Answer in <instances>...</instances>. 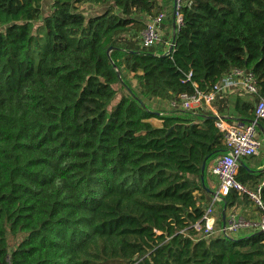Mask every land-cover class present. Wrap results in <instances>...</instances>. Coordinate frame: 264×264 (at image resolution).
<instances>
[{
  "label": "trees",
  "instance_id": "obj_1",
  "mask_svg": "<svg viewBox=\"0 0 264 264\" xmlns=\"http://www.w3.org/2000/svg\"><path fill=\"white\" fill-rule=\"evenodd\" d=\"M42 2L0 0V264H264L263 231L194 228L211 198L207 167L226 148L211 111L176 103L244 68L254 97L233 113L223 97L214 106L254 119L264 0H183L154 46L139 44L138 14L162 12L158 0H52L44 15ZM86 2L104 9L86 14ZM153 98L175 104L155 110ZM236 179H263L264 202V171L240 164ZM250 201L230 190L220 210Z\"/></svg>",
  "mask_w": 264,
  "mask_h": 264
},
{
  "label": "built area",
  "instance_id": "obj_2",
  "mask_svg": "<svg viewBox=\"0 0 264 264\" xmlns=\"http://www.w3.org/2000/svg\"><path fill=\"white\" fill-rule=\"evenodd\" d=\"M182 2L183 0H174L172 14L177 25L181 21ZM163 17L162 11L145 22L144 28L140 31V45L154 46L160 41L162 36L159 25ZM255 93L253 73L250 70L235 67L224 73L207 91L181 92L178 95L176 103L179 107L193 112L198 109L212 112L214 122L222 132L226 148L225 152L211 160L208 169L215 177V184L211 187V198L204 206L200 221L194 223V228L201 231L205 237L218 234L234 236L241 230H246V233L264 232V202L261 199L263 181L255 187H248L236 179L240 159L259 154L264 145V134L254 121H230L218 113L214 106L217 98L225 99L230 94L241 98H252ZM173 104L175 102H171V105ZM253 114L254 119L264 120V97L254 100ZM230 190H235L252 199L261 210L260 215L257 218H248L234 208H224V221L222 222L221 210H219L220 201Z\"/></svg>",
  "mask_w": 264,
  "mask_h": 264
},
{
  "label": "crops",
  "instance_id": "obj_3",
  "mask_svg": "<svg viewBox=\"0 0 264 264\" xmlns=\"http://www.w3.org/2000/svg\"><path fill=\"white\" fill-rule=\"evenodd\" d=\"M158 3L162 4L163 13H164V17H163V19L159 25L161 36L167 37V39H168V36L172 33L173 28H174V25H173L174 18H173V14H172L173 6H174V0H158ZM86 4H91V3L86 2V3L80 4L79 9H80V7L82 8ZM96 6H98V5H96ZM102 8H104V7H101V10H103ZM138 15L141 16L145 22L150 19L149 15H146V14H138ZM164 45H165V49H167L169 42L165 41ZM236 98H237V96L235 94H230L225 99L227 100L228 105H230V99H232L233 103H234ZM243 99H247V98L244 97ZM228 110L232 111V109H230V107L228 108ZM234 115L235 114H232V116H233L232 120L241 121V120L237 119V116H234ZM151 120L152 121L154 120L153 121L154 124L160 125V119L153 117V118H151ZM257 156H259V159H257L256 161L252 160L254 157H257ZM239 163L242 164L243 166H245L248 170H252V171L259 170L261 172L264 171V145L262 146L259 154L254 155V156L243 157L240 159ZM262 180L263 179H259V181H262ZM212 186H214V185H212ZM250 203L251 204L243 203L241 205H238L234 209L239 211L242 215L244 214V215L249 216L251 218H257L260 215V211H259V209L256 208V205H254L253 202H250ZM240 234H246V230L239 231V233L237 235H240Z\"/></svg>",
  "mask_w": 264,
  "mask_h": 264
},
{
  "label": "rangeland",
  "instance_id": "obj_4",
  "mask_svg": "<svg viewBox=\"0 0 264 264\" xmlns=\"http://www.w3.org/2000/svg\"><path fill=\"white\" fill-rule=\"evenodd\" d=\"M51 1L52 0H43V2H42V15H44L45 13H48L50 11ZM101 7H104V5L96 6V5H93V4H86L82 8L80 7V9H81V11L85 12L86 14H94V13L100 12ZM102 9H104V8H102ZM148 103L153 109H155V110L157 109L159 111H164V110H167L169 107H171V104L169 103V101L168 100H164V99L153 98V99L149 100ZM229 107H230V109H232V111L230 110V112L233 113L234 110H233V100L232 99H230ZM257 159H259V156L254 157L252 160L256 161ZM210 163H209V165L207 167V175H208L209 185L211 187L212 185L215 184V177H214V175H212L210 173V171L208 169L209 166H210ZM250 202H252V201H250ZM250 202H248V203L251 204ZM219 210H220V207H219ZM244 216L245 217H249V216H246V215H244ZM249 218H251V217H249Z\"/></svg>",
  "mask_w": 264,
  "mask_h": 264
},
{
  "label": "water",
  "instance_id": "obj_5",
  "mask_svg": "<svg viewBox=\"0 0 264 264\" xmlns=\"http://www.w3.org/2000/svg\"><path fill=\"white\" fill-rule=\"evenodd\" d=\"M173 25L175 26V21L173 20ZM173 40H174V36H173V39H172V41H171V43L169 44V46H168V49H167V51H166V53L167 52H169L171 49H172V46H173ZM111 49V47H109L108 49H107V51L109 52V50ZM117 73H118V75H120L119 74V71H117ZM213 117H214V115H212ZM249 121H254L258 126H259V128H260V130L263 132V134H264V130H263V128H262V126L260 125V123L258 122V120L257 119H249ZM204 165H205V163L203 162V164H202V166H201V170L203 171V169H204ZM210 192H212V190H210ZM224 208L221 210V217H222V222L224 221ZM260 232V231H259Z\"/></svg>",
  "mask_w": 264,
  "mask_h": 264
}]
</instances>
